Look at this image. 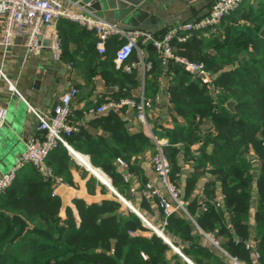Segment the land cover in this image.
<instances>
[{
  "label": "trees",
  "instance_id": "obj_1",
  "mask_svg": "<svg viewBox=\"0 0 264 264\" xmlns=\"http://www.w3.org/2000/svg\"><path fill=\"white\" fill-rule=\"evenodd\" d=\"M218 28V33L209 36L205 32L213 28L194 31L183 42H171L177 55L205 64L207 72L215 76L211 84L177 64L162 65L152 43L139 40L143 60L150 64L144 74V94L151 100L152 108L161 91V81L165 80L174 113L183 121H176L170 128H153V132L158 140L168 143L163 150L175 186L180 183L179 153L191 164L192 175L185 179V189L179 197L188 213L220 247L248 264L250 253L243 247L233 249L232 239L255 235L260 262L264 264V36L260 35L264 28V0L258 1V7L252 0H242L238 9L214 30ZM57 30L61 59L71 61L88 83L100 75L108 85L128 91L138 87L137 70L126 72L123 67L116 68L114 62L123 39L111 36L106 52L101 54L96 49L98 39L91 31L67 20H60ZM74 35L91 37L85 39L86 44H78L76 52H70ZM139 60L138 51L134 50L125 63ZM229 101L234 102L232 110L227 107ZM205 120L210 121L208 130L203 129ZM91 123L108 136L82 141L84 135L79 131L70 135L67 142L88 155L91 164L111 179L116 191L129 199L125 190L130 186L115 162L122 159L130 172L140 173V156L148 150L155 153L156 144L143 131L132 132L113 110ZM196 144L199 147L193 151ZM47 162L63 183L73 184L67 168L74 161L67 147L59 144ZM203 174L210 180L204 188L207 198L202 204L206 210L200 213L195 187ZM86 187L89 194H95L98 187L102 193L109 191L94 176L87 179ZM52 189L48 179L32 165H26L0 194V264H188L114 194L99 203L74 199L79 219L70 207L62 219L61 200L52 196ZM217 189L224 197L219 208L211 202ZM163 230L191 244L197 242L191 222L179 211L167 218ZM7 244L12 248L4 251ZM182 252L196 264L203 263L191 257L194 253L205 257V264H229L206 247Z\"/></svg>",
  "mask_w": 264,
  "mask_h": 264
},
{
  "label": "crops",
  "instance_id": "obj_2",
  "mask_svg": "<svg viewBox=\"0 0 264 264\" xmlns=\"http://www.w3.org/2000/svg\"><path fill=\"white\" fill-rule=\"evenodd\" d=\"M212 2L213 0H145L141 3V7L150 15L149 23L151 26L145 31L151 32L155 37L159 38L165 34L166 30L173 26L181 25L186 22H194L205 16L209 11ZM99 15L103 16L102 14ZM103 17L106 18L105 16ZM59 21L57 22L56 30ZM111 21L120 24L126 29H137L136 27L122 22L115 20ZM215 27H212L213 29L211 31H206L205 35L209 36L211 33H218L219 28L215 31ZM66 31L68 32L67 29ZM70 31L74 32L72 29ZM47 33L50 32L48 31ZM1 34L2 23L0 21V37ZM94 35L96 36L95 33ZM81 37L82 36L74 35L75 41L71 40L69 43L70 52H76L80 43L81 45H83V43L86 44L87 40L85 41V39H89L91 36L87 35L83 37V39ZM46 38L47 37H45V39ZM96 49L98 50L97 44ZM80 53L81 52H78V55H76L78 58L81 55ZM138 54L140 57L138 62H132L131 64L124 63L120 66L123 67V70L126 72H131L133 69L137 70V80L139 85L137 88L128 91L126 88H120L118 85H108L100 75L93 77L91 84L88 83L83 77L81 71L77 69L71 61L54 59L49 46L43 50L39 57L27 56L22 40L20 39H16L14 44L7 49L0 46V106L7 110L6 123L0 130V176L14 166L19 156L25 150L28 142L41 136V132L39 131V120L32 109L41 115L52 113L53 107L59 102L62 95L71 87H76L78 89V94L72 101L69 121L78 127L77 133L79 131L83 133L84 138L82 141H89L92 137L97 136H108V134H106L101 128H97L91 123V121L107 113L108 110L116 111L121 117H123L127 122L126 126L132 132L141 130L153 141L154 137L156 138L153 128H170L174 126L176 121L182 123V119L175 115L173 105L169 101L167 82L165 80L161 81V91L156 95L155 104L146 113L148 126L138 120L137 110L128 105L108 109L102 113H96L94 111L97 107L105 104L110 99H114L118 102L125 99L140 100L142 89L144 92V74L148 69V63H145L143 60L144 54L142 50L138 51ZM143 63L145 65H143ZM116 68L118 67L116 66ZM163 84H165L166 88L165 93L162 91ZM145 98L147 97L145 96ZM95 105L97 106L94 107ZM209 126L210 121L205 120L203 129L208 130ZM179 147L181 148V146ZM198 147L199 144H196L192 147V150L194 151ZM67 149L74 161L73 163H70L67 168L71 174L73 184L61 183L53 187L52 190H55L56 196L61 200V208L59 212L60 217L65 219L66 209L70 207L76 218L79 219L77 210L73 204L74 199H83L89 204L99 203L104 199L113 198V194L118 198L115 193H119L112 186L111 179L100 168H95L91 164L88 155L76 151L71 146ZM70 149H72L73 152H71ZM74 152L81 154L82 157H76ZM153 155V151L148 150L140 156V173L130 172L128 164L121 159L124 162V165H122L117 159L115 162L117 170L123 179L124 177H128L129 181L126 183L130 186L125 190L129 199H126L121 194L119 195L140 214V218L143 222L158 236L161 235L160 237L172 247L173 252L178 254L188 264L196 263L189 258L190 256H186L182 252V249L196 251L200 247L208 248L215 256L230 264L228 256L226 255L230 254L220 247L217 240L200 229L194 218L186 210L184 203V210L177 209L176 211H179V214H182L189 219L193 227L192 235L196 237L197 242L191 244V242L179 239L172 234L164 232L163 228L167 223V218L162 216L158 200L156 198L148 197L143 193V189L148 182L154 183L157 187L162 188L160 187V182L153 169ZM177 161L180 167V183L178 186L176 185V188L179 191L180 197L185 189V179L192 175L193 169L191 168L190 162L185 159L182 153H179ZM96 170H98L106 180L99 176ZM84 174H86V176ZM90 176L96 177L108 188L109 191L107 193H102L101 188L98 187L95 194H89L86 182ZM209 180V176L203 174L199 177L195 187V195L201 203L198 208L200 213L206 210L202 203L203 200H206L207 198L204 194V188ZM105 183L109 184L114 189L115 193ZM132 189L134 190L132 191ZM223 201V194L220 189H217L211 202L216 208H219L222 207ZM124 206L127 207L125 204ZM227 220L228 217L226 216V221ZM249 240H255L258 244L255 235H251L247 239L234 236L232 239V248L239 250L243 247L245 249L244 243ZM174 243H176V245H174ZM191 257H196V259L201 260L203 264L207 262V259L199 254L194 253V256ZM250 260L251 264H256L251 253ZM243 261L248 264L247 261Z\"/></svg>",
  "mask_w": 264,
  "mask_h": 264
},
{
  "label": "built area",
  "instance_id": "obj_3",
  "mask_svg": "<svg viewBox=\"0 0 264 264\" xmlns=\"http://www.w3.org/2000/svg\"><path fill=\"white\" fill-rule=\"evenodd\" d=\"M241 2L242 0H213L205 16L194 22L173 26L166 31L162 38H157L148 31L126 29L120 24L88 10L80 5L78 0H0V21L2 23L0 46L7 49L14 44L16 39H20L27 56L39 57L46 48L43 41L47 37L54 59L59 60L62 55V46L56 25L59 20L66 19L94 32L98 39L97 48L101 54L106 52V42L111 36L123 39V44L115 52L114 61L118 68L128 61L134 50L140 51L138 41L142 40L152 43L159 54L162 65L177 64L193 76L201 78L203 82L211 84L214 77L207 72L205 64L177 55L171 42L173 40L183 42L194 31H203L215 27L238 9ZM48 31L50 36H46ZM143 65L145 64L143 63ZM147 68H150V64L147 65ZM77 94L78 89L71 87L62 95L50 114L41 115L32 109L38 117L41 136L28 142L14 166L0 176V194L13 183L17 172L26 165H32L45 179H48L52 188L63 183L62 179L54 173L47 160L50 152L59 144L70 148L67 138L78 130V127L69 121L71 104ZM122 105L135 108L138 120L148 126L146 113L151 108L152 102L145 98L143 89L139 101L125 99L118 102L110 99L94 111L102 113ZM6 118L7 110L0 106V130L4 127ZM154 142L156 152L152 158V165L162 188L148 182L143 193L148 197L156 198L162 215L164 218H168L177 209L184 210V205L179 198L178 189L172 183L170 162L163 150V147L168 143L166 140H158L155 137ZM118 162L124 165L121 159H118ZM124 181L128 182V177H124ZM52 196H56L55 190L52 191ZM244 244L245 249L252 254L256 264H262L256 241L249 240ZM226 255L230 264H247L236 256ZM143 256L146 259V256Z\"/></svg>",
  "mask_w": 264,
  "mask_h": 264
},
{
  "label": "water",
  "instance_id": "obj_4",
  "mask_svg": "<svg viewBox=\"0 0 264 264\" xmlns=\"http://www.w3.org/2000/svg\"><path fill=\"white\" fill-rule=\"evenodd\" d=\"M145 0H79L80 5L84 6L88 10L102 14L108 20H115L118 22L125 23L136 27L139 30L145 31L149 29L150 26V15L143 10L141 3ZM261 36H264V28L262 29ZM46 36H50V33L46 32ZM45 47L50 45V41L45 39L43 41ZM165 84L162 86V91L165 93ZM234 106L233 101L227 103V107L232 110ZM71 152L72 149H70ZM90 169V168H89ZM113 192L114 189L107 183H105ZM160 187L162 185L160 184ZM115 193V192H114ZM121 202H123L128 208L134 211L137 215L140 214L135 211L122 196L115 193ZM161 236V235H160ZM11 244H7L4 251L11 250Z\"/></svg>",
  "mask_w": 264,
  "mask_h": 264
},
{
  "label": "bare ground",
  "instance_id": "obj_5",
  "mask_svg": "<svg viewBox=\"0 0 264 264\" xmlns=\"http://www.w3.org/2000/svg\"><path fill=\"white\" fill-rule=\"evenodd\" d=\"M74 153H75L76 157H78V158L82 157L81 154H79L77 152H74ZM96 172L98 173L99 176H101L102 178H104L106 180V178L98 170H96Z\"/></svg>",
  "mask_w": 264,
  "mask_h": 264
},
{
  "label": "rangeland",
  "instance_id": "obj_6",
  "mask_svg": "<svg viewBox=\"0 0 264 264\" xmlns=\"http://www.w3.org/2000/svg\"><path fill=\"white\" fill-rule=\"evenodd\" d=\"M258 1L259 0H252V2H254V5L256 6V7H258ZM211 74V73H210ZM213 75V74H212ZM213 77H215L214 75H213ZM124 205V204H123Z\"/></svg>",
  "mask_w": 264,
  "mask_h": 264
}]
</instances>
